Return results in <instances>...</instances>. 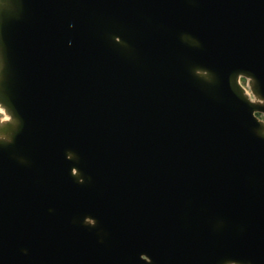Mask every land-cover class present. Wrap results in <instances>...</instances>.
Returning <instances> with one entry per match:
<instances>
[{
	"label": "water",
	"instance_id": "1",
	"mask_svg": "<svg viewBox=\"0 0 264 264\" xmlns=\"http://www.w3.org/2000/svg\"><path fill=\"white\" fill-rule=\"evenodd\" d=\"M0 109V264H264V0H0Z\"/></svg>",
	"mask_w": 264,
	"mask_h": 264
},
{
	"label": "rangeland",
	"instance_id": "2",
	"mask_svg": "<svg viewBox=\"0 0 264 264\" xmlns=\"http://www.w3.org/2000/svg\"><path fill=\"white\" fill-rule=\"evenodd\" d=\"M242 83L244 84V86H246V82L242 81ZM0 117H2L1 114H0ZM260 118H261L262 120H264V115H261Z\"/></svg>",
	"mask_w": 264,
	"mask_h": 264
},
{
	"label": "bare ground",
	"instance_id": "3",
	"mask_svg": "<svg viewBox=\"0 0 264 264\" xmlns=\"http://www.w3.org/2000/svg\"><path fill=\"white\" fill-rule=\"evenodd\" d=\"M0 112H2V110L0 109Z\"/></svg>",
	"mask_w": 264,
	"mask_h": 264
},
{
	"label": "trees",
	"instance_id": "4",
	"mask_svg": "<svg viewBox=\"0 0 264 264\" xmlns=\"http://www.w3.org/2000/svg\"><path fill=\"white\" fill-rule=\"evenodd\" d=\"M245 82V81H244Z\"/></svg>",
	"mask_w": 264,
	"mask_h": 264
}]
</instances>
